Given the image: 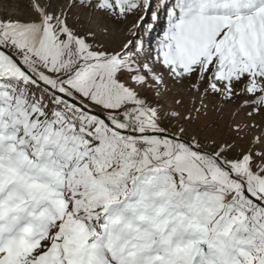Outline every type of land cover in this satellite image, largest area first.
I'll return each instance as SVG.
<instances>
[{
	"label": "snow or ice",
	"instance_id": "snow-or-ice-1",
	"mask_svg": "<svg viewBox=\"0 0 264 264\" xmlns=\"http://www.w3.org/2000/svg\"><path fill=\"white\" fill-rule=\"evenodd\" d=\"M0 264H264V0H0Z\"/></svg>",
	"mask_w": 264,
	"mask_h": 264
},
{
	"label": "rangeland",
	"instance_id": "rangeland-1",
	"mask_svg": "<svg viewBox=\"0 0 264 264\" xmlns=\"http://www.w3.org/2000/svg\"><path fill=\"white\" fill-rule=\"evenodd\" d=\"M150 22V21H149ZM161 27H162V25H161ZM157 31H159V28L157 29ZM154 35H155V33H154Z\"/></svg>",
	"mask_w": 264,
	"mask_h": 264
}]
</instances>
